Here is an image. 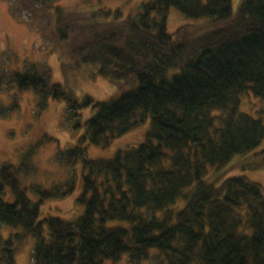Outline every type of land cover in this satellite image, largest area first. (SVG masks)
I'll use <instances>...</instances> for the list:
<instances>
[{
	"label": "trees",
	"instance_id": "trees-1",
	"mask_svg": "<svg viewBox=\"0 0 264 264\" xmlns=\"http://www.w3.org/2000/svg\"><path fill=\"white\" fill-rule=\"evenodd\" d=\"M60 0H11V11L60 54L63 70H80L130 86L120 97L78 100L52 81L46 63L12 71L0 57V117L21 110L20 93L37 97L36 116L50 100L65 103L64 128L84 127L81 144L108 147L151 120L144 142L112 159H91L82 146L58 153L61 164L83 163L84 213L75 221L41 218L45 200L64 199L76 175L46 189L18 174L33 173L37 143L20 168L0 166V223L20 232L0 236V264H16L19 246L35 239L34 264H104L128 255L131 264H264V188L225 170L241 158L264 168V121L241 111L252 92L264 102V0H152L136 16L120 10L85 12ZM175 8L202 21L167 29ZM5 65V67H4ZM96 113L83 125L81 110ZM257 160L254 161V158ZM239 159V160H238ZM253 159V161H248ZM15 195L6 201V189ZM123 222L126 225H112Z\"/></svg>",
	"mask_w": 264,
	"mask_h": 264
},
{
	"label": "rangeland",
	"instance_id": "rangeland-1",
	"mask_svg": "<svg viewBox=\"0 0 264 264\" xmlns=\"http://www.w3.org/2000/svg\"><path fill=\"white\" fill-rule=\"evenodd\" d=\"M152 0H60L59 5L70 8L78 6L80 10L92 12L98 9L109 11L120 10L125 17L136 16L141 12L144 3ZM238 0H235V10L238 8ZM202 21L187 17L175 8H171L168 15L167 29L171 34L187 25L197 26ZM5 51L11 55V61L6 62V68L12 71L25 69V62L46 63L52 72V81L60 83L67 91L78 100L91 97L95 101H107L120 97L131 87L125 84H114L104 78L91 80L84 70H63L60 54L50 50L48 44L41 41V37L30 23L25 19L17 18L11 11V0H0V57H5ZM5 67V65H4ZM21 97V110L11 117H0V166L11 164L20 168L24 154L29 147L40 144L38 151L31 161L34 172L27 174L20 171L18 178L23 188L32 201H38L39 197L31 191L33 185H40L51 189L56 185L68 182L76 175V189L73 194L64 199L45 200L41 205V218L54 216L66 221H75L85 211V205L78 200L84 193L85 169L82 162L75 166L61 164L58 153L76 146H82L86 155L91 159H112L120 149L136 147L146 139L147 132L151 129V120L139 128L116 138L110 146L101 147L91 144H81L80 138L84 133V127L78 131L64 128L61 124L65 103L50 100L49 106L40 116H36L37 97L31 92L19 94ZM0 100L8 104V96L0 94ZM241 111L264 121V102L252 92H248L242 99ZM96 113L92 107H84L81 110V123L84 125ZM264 150V141L257 152ZM241 158L235 165L225 170L226 177L245 175L249 179L259 183L264 188V168H245V161L252 157ZM257 157L254 158V161ZM248 161H253L249 159ZM6 201L14 202L15 195L10 188L6 189L4 196ZM126 225L123 222H111L112 225ZM21 228L0 223V236L7 238L9 235L20 232ZM35 239L28 237L20 246L16 254V264H34L32 253ZM104 264H131L128 255H124L120 261H106ZM142 264H151L144 261Z\"/></svg>",
	"mask_w": 264,
	"mask_h": 264
}]
</instances>
